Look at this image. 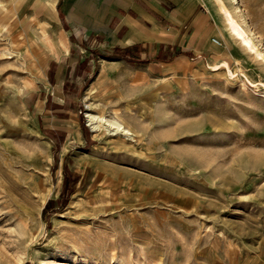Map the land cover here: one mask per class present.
Masks as SVG:
<instances>
[{"label": "rangeland", "instance_id": "1", "mask_svg": "<svg viewBox=\"0 0 264 264\" xmlns=\"http://www.w3.org/2000/svg\"><path fill=\"white\" fill-rule=\"evenodd\" d=\"M225 4L214 56L111 63L89 96L91 76L51 94L54 14L0 31V264H264V0ZM87 103L133 137L93 131Z\"/></svg>", "mask_w": 264, "mask_h": 264}, {"label": "crops", "instance_id": "2", "mask_svg": "<svg viewBox=\"0 0 264 264\" xmlns=\"http://www.w3.org/2000/svg\"><path fill=\"white\" fill-rule=\"evenodd\" d=\"M14 5L8 7L7 20L15 14L32 17L38 6L44 10L38 18H48L46 12L54 14L55 27L66 35L45 71L51 78V94L57 98L76 88L72 81L79 83L91 76L92 83L95 76H106L111 63L133 67L138 57L160 54L168 58L175 51L178 56L162 63L188 60L200 53L214 56L210 37L216 44L213 36L229 31L212 0H22L19 8ZM126 75L134 82L148 77L140 70ZM96 83L99 77L86 96Z\"/></svg>", "mask_w": 264, "mask_h": 264}, {"label": "bare ground", "instance_id": "3", "mask_svg": "<svg viewBox=\"0 0 264 264\" xmlns=\"http://www.w3.org/2000/svg\"><path fill=\"white\" fill-rule=\"evenodd\" d=\"M212 1L215 4L217 10H218L219 6H221V5L225 6L226 5L225 0H212ZM234 1L238 2V0H234ZM11 3L16 4L17 8H19L20 4L22 3V0H0V10L7 8ZM233 8H234L235 12L238 13L237 12L238 10H236V9L239 8V6L237 7V5H236V7H233ZM227 10L229 13H231L230 9H227ZM40 13H43V10L39 9L38 6L34 7V15L32 16L33 20H34V18L38 19ZM220 15H221L223 24L226 26V28L233 35H235L234 28H231L229 26V23L226 22L225 16L223 14L220 13ZM242 16H244V14H242ZM16 18H17V14L13 15V17H11L9 20L0 23V31L11 32L12 30H14ZM25 22L28 24L27 33L29 34V41H30V39H32L34 37L36 40L35 43L33 44L34 52L39 53L45 47H54L56 41H55L54 37L52 36V32H51L52 28L46 19L39 21V23L41 25V35L40 36H37V34H35V32L30 27L31 25L29 24L30 22L28 20L24 19L23 23H25ZM213 40L216 43L220 42L217 38H214ZM216 50L218 52L217 48H216ZM180 66L185 71L192 70L187 65H180ZM184 84L186 85V83H184ZM172 89H173V85H172V82L170 81V79H168L166 76H163L161 82H159L158 85L155 86V88L152 90L151 94H152L153 98H156V97H158L159 94H161V92L166 90V93H167L168 91H171ZM87 107H88L87 110L89 111L86 114L88 117V124L90 125V127L92 128L93 131H98L102 126L101 121L103 119H105L104 121L107 123V129L110 133H112V134H118L119 133V134H122V135H125L128 137H133V131H131L129 127L125 126L123 124V122H120L118 120H112V119L110 120V119H107L105 117H102L100 119L99 116H97L96 114L91 112L90 105L88 103H87Z\"/></svg>", "mask_w": 264, "mask_h": 264}, {"label": "trees", "instance_id": "4", "mask_svg": "<svg viewBox=\"0 0 264 264\" xmlns=\"http://www.w3.org/2000/svg\"><path fill=\"white\" fill-rule=\"evenodd\" d=\"M68 179H69L68 178V173H67V170H65V189L68 187V184H69ZM47 206H48V203H47V205L45 207V210H46Z\"/></svg>", "mask_w": 264, "mask_h": 264}, {"label": "built area", "instance_id": "5", "mask_svg": "<svg viewBox=\"0 0 264 264\" xmlns=\"http://www.w3.org/2000/svg\"><path fill=\"white\" fill-rule=\"evenodd\" d=\"M5 264H8V263H5Z\"/></svg>", "mask_w": 264, "mask_h": 264}]
</instances>
